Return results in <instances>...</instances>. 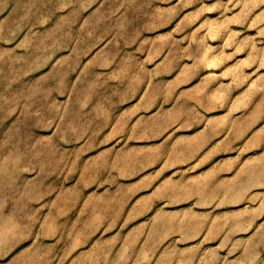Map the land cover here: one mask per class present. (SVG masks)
Masks as SVG:
<instances>
[{"label":"rangeland","instance_id":"obj_1","mask_svg":"<svg viewBox=\"0 0 264 264\" xmlns=\"http://www.w3.org/2000/svg\"><path fill=\"white\" fill-rule=\"evenodd\" d=\"M0 264H264V0H0Z\"/></svg>","mask_w":264,"mask_h":264}]
</instances>
